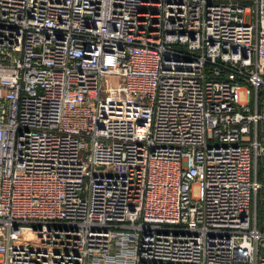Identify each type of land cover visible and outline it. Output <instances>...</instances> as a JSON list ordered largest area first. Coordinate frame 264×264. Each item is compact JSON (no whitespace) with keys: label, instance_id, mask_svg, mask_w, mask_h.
<instances>
[{"label":"built area","instance_id":"built-area-1","mask_svg":"<svg viewBox=\"0 0 264 264\" xmlns=\"http://www.w3.org/2000/svg\"><path fill=\"white\" fill-rule=\"evenodd\" d=\"M0 264H264V0H0Z\"/></svg>","mask_w":264,"mask_h":264},{"label":"rangeland","instance_id":"rangeland-1","mask_svg":"<svg viewBox=\"0 0 264 264\" xmlns=\"http://www.w3.org/2000/svg\"><path fill=\"white\" fill-rule=\"evenodd\" d=\"M246 19H248V17H246ZM241 99H242V97H241ZM193 191H194V195H197V188H195ZM24 238L26 241H30V236L26 233L24 234Z\"/></svg>","mask_w":264,"mask_h":264}]
</instances>
